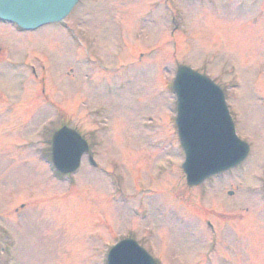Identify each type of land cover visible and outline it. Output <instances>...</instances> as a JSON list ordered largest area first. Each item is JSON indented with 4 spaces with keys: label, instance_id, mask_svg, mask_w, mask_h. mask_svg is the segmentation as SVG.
I'll list each match as a JSON object with an SVG mask.
<instances>
[{
    "label": "rangeland",
    "instance_id": "374dc122",
    "mask_svg": "<svg viewBox=\"0 0 264 264\" xmlns=\"http://www.w3.org/2000/svg\"><path fill=\"white\" fill-rule=\"evenodd\" d=\"M169 6L78 0L34 31L0 21V264H105L128 238L158 264H264V0ZM177 66L222 89L250 147L193 188L175 127ZM62 125L95 163L84 156L66 179L48 161Z\"/></svg>",
    "mask_w": 264,
    "mask_h": 264
},
{
    "label": "water",
    "instance_id": "95a60500",
    "mask_svg": "<svg viewBox=\"0 0 264 264\" xmlns=\"http://www.w3.org/2000/svg\"><path fill=\"white\" fill-rule=\"evenodd\" d=\"M78 0H0V21L22 31L58 24ZM176 100L175 127L184 154L182 172L188 187L235 169L245 161L249 146L235 133L222 90L186 66L176 69L171 85ZM51 165L60 175L75 173L89 153L85 140L63 126L51 137ZM89 163L94 166L92 157ZM106 264H157L134 240H122L106 256Z\"/></svg>",
    "mask_w": 264,
    "mask_h": 264
},
{
    "label": "flooded vegetation",
    "instance_id": "af4514ba",
    "mask_svg": "<svg viewBox=\"0 0 264 264\" xmlns=\"http://www.w3.org/2000/svg\"><path fill=\"white\" fill-rule=\"evenodd\" d=\"M158 1H161V0H158ZM164 1V3H165V6L167 7V8H170V6H169V0H163ZM191 1H193V0H191ZM225 16V15H224ZM231 19H232V17H230ZM160 19V18H159ZM170 23H171V26H172V29L170 30V37L171 38H174L175 37V35H177V34H181L180 33V27H179V25H178V21H177V15H175V13H172V15H170ZM212 19L213 20H219V19H221V18H219V19H215L214 17H212ZM234 19V18H233ZM256 19H257V15H252L251 17H250V15H249V21L248 22H246V24H247V28H249L248 30L250 31L249 33H251L252 31H254V29L256 30ZM235 20V19H234ZM161 21V20H160ZM233 21V20H232ZM213 22V21H212ZM161 23V22H160ZM209 23V22H208ZM258 23V22H257ZM256 26V27H255ZM158 29V28H157ZM157 32H161V31H157ZM160 34V33H159ZM154 41L156 42V41H159V38H158V36L156 37V38H154ZM156 47V46H155ZM155 49H157V48H155ZM158 50H160V48H158ZM229 69V68H228ZM243 69L245 70V65H244V67H243ZM235 70H237V69H235L234 68V66H230V71L231 72H234ZM200 72V71H199ZM201 73V72H200ZM236 75H231V79H230V81L229 82H232V81H236L237 79H235L236 77H235ZM251 78H254V76H252ZM251 81V80H250ZM255 81H257V80H255ZM254 81V82H255ZM89 144V143H88ZM90 147V146H89ZM66 178H69V176H67V177H61V179H66ZM207 225V224H206ZM208 227L210 228V229H212L209 225H208Z\"/></svg>",
    "mask_w": 264,
    "mask_h": 264
}]
</instances>
